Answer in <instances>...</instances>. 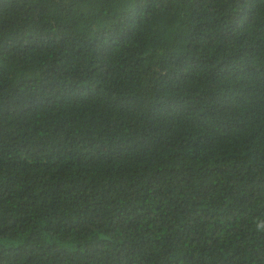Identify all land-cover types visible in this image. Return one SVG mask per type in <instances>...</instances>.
<instances>
[{"label": "trees", "instance_id": "trees-1", "mask_svg": "<svg viewBox=\"0 0 264 264\" xmlns=\"http://www.w3.org/2000/svg\"><path fill=\"white\" fill-rule=\"evenodd\" d=\"M0 264H264V0H0Z\"/></svg>", "mask_w": 264, "mask_h": 264}]
</instances>
